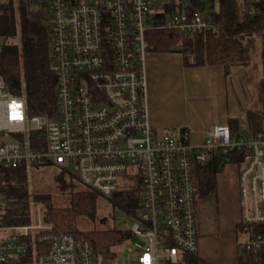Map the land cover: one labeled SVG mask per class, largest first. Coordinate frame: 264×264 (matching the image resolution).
Returning <instances> with one entry per match:
<instances>
[{"label": "built area", "instance_id": "1", "mask_svg": "<svg viewBox=\"0 0 264 264\" xmlns=\"http://www.w3.org/2000/svg\"><path fill=\"white\" fill-rule=\"evenodd\" d=\"M8 1L15 9L28 3L29 9L45 10L59 81L57 117L48 119L30 115L25 98L11 94L0 75V167L55 165L110 198L122 183L140 182V223L130 230L128 249L135 264H188L189 256L199 257L194 170L214 156L234 150L243 155L242 162L230 163L239 169L241 223H264V132L217 125L196 145L189 131L175 137L150 124L144 75L149 32L194 36L212 27L203 13L188 12L189 0L0 3ZM6 208L0 193V264L27 254L32 264H95L88 241L47 233L52 227L42 222L38 207L26 225L5 224ZM241 244L262 249L264 233Z\"/></svg>", "mask_w": 264, "mask_h": 264}, {"label": "trees", "instance_id": "2", "mask_svg": "<svg viewBox=\"0 0 264 264\" xmlns=\"http://www.w3.org/2000/svg\"><path fill=\"white\" fill-rule=\"evenodd\" d=\"M188 12L199 11L212 26L194 36L173 29H156L148 34V49L155 52H177L186 65H220L227 77L237 69L251 66L252 57L246 40L257 37L260 42L259 59L262 76L258 84L256 108H247L245 124L248 132H264V0H189ZM20 9L8 2L0 3V75L13 95L22 96L30 115L43 114L48 119L57 117L58 74L51 50L52 27L44 9H29L21 3ZM17 20L20 22L17 24ZM240 119L231 117L229 127L238 131ZM237 151L214 156L195 167L197 203L217 195L218 175L230 163L242 162ZM0 193L7 201L2 221L9 225L30 222L33 206H41L44 221L52 227L49 234H70L86 240L95 254L107 255L112 249L132 238L130 231L78 229V217L94 218L97 213L98 192L90 188L72 191L71 203L57 207L47 195L30 199L27 188V168L0 167ZM111 202L134 213L139 209L137 192L118 190ZM245 239L264 233V223H240L238 231ZM236 264H264V248L249 251L242 244ZM198 256H189L188 264H200ZM13 264H32L31 254L19 256Z\"/></svg>", "mask_w": 264, "mask_h": 264}, {"label": "crops", "instance_id": "3", "mask_svg": "<svg viewBox=\"0 0 264 264\" xmlns=\"http://www.w3.org/2000/svg\"><path fill=\"white\" fill-rule=\"evenodd\" d=\"M144 75L150 124L158 132L168 131L180 137L184 131H189L190 143L197 145L215 126L229 125L230 118L235 117L229 77L220 65H186L180 53L150 51ZM220 176L221 173L217 179V197L223 210L216 220L215 230L217 243L225 244L226 251L220 254L205 251L207 241L214 238L210 236V227L197 217L198 255L207 264H236L238 225L242 219L239 175L224 181H220Z\"/></svg>", "mask_w": 264, "mask_h": 264}, {"label": "rangeland", "instance_id": "4", "mask_svg": "<svg viewBox=\"0 0 264 264\" xmlns=\"http://www.w3.org/2000/svg\"><path fill=\"white\" fill-rule=\"evenodd\" d=\"M249 45L252 64L246 68L235 70L229 77V89L231 106L234 108L235 117L240 119L238 131L247 133L248 128L245 124V115L247 108H256L258 101V84L262 76V67L260 64V42L257 37L246 40ZM238 115V116H237ZM264 126V125H263ZM238 167L234 164L227 165L221 172L220 181L237 174ZM72 170H65L51 164L34 165L27 169V188L30 198L34 199L36 195H47L51 198L53 205L57 207H67L71 203L70 195L72 191L84 190L87 188ZM140 182L122 183L121 189H129L137 192L140 189ZM97 203V213L90 219L84 216L78 217V229L82 231L93 230H121L130 231L136 223H140L141 210L129 213L121 207L114 205L110 197L100 195ZM35 211V206H33ZM42 211V207L36 206ZM222 205L217 195L200 199L197 205L198 218L204 221L210 227L212 240H208L205 251L214 250L216 253L226 251V245L221 246L216 241V230L218 216L222 213ZM37 211V209H36ZM43 218V214H42ZM41 218V219H42ZM43 223H46L42 219ZM48 224V223H47ZM49 225V224H48ZM214 226V227H212ZM139 242V238L133 239ZM237 256L241 254L240 244L245 241V237L239 230L237 233ZM129 241L124 245L115 247L107 255L95 254V264H135V254L129 252Z\"/></svg>", "mask_w": 264, "mask_h": 264}, {"label": "bare ground", "instance_id": "5", "mask_svg": "<svg viewBox=\"0 0 264 264\" xmlns=\"http://www.w3.org/2000/svg\"><path fill=\"white\" fill-rule=\"evenodd\" d=\"M198 204V203H197Z\"/></svg>", "mask_w": 264, "mask_h": 264}]
</instances>
